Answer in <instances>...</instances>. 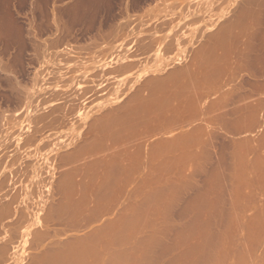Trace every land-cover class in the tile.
I'll return each instance as SVG.
<instances>
[{
  "label": "rangeland",
  "instance_id": "rangeland-1",
  "mask_svg": "<svg viewBox=\"0 0 264 264\" xmlns=\"http://www.w3.org/2000/svg\"><path fill=\"white\" fill-rule=\"evenodd\" d=\"M263 3L0 0V264H264Z\"/></svg>",
  "mask_w": 264,
  "mask_h": 264
},
{
  "label": "bare ground",
  "instance_id": "bare-ground-1",
  "mask_svg": "<svg viewBox=\"0 0 264 264\" xmlns=\"http://www.w3.org/2000/svg\"><path fill=\"white\" fill-rule=\"evenodd\" d=\"M96 1H97V0H96ZM158 3H159V2H158ZM190 3L192 4V2H190ZM175 4H176V3H175ZM263 4H264V3H263ZM172 5H173V4H172ZM177 5H178V4H177ZM246 6H247V5H246ZM256 7H257V6H256ZM155 8H156V7H155ZM166 8L169 9L170 7H166ZM238 8H239V6H238ZM242 8H243V7H242ZM248 8H249V7H248ZM250 8H251V7H250ZM124 9H125V8H124ZM156 9H157V8H156ZM167 9H166V10H167ZM173 9H174V8H173ZM146 10H147V9H146ZM157 10H158V9H157ZM157 10H156V12H157ZM166 10H165V11H166ZM254 10H255V9H254ZM165 11H164V13H165ZM169 11H171V10H169ZM128 12H129V11H128ZM152 12H153V13H152ZM166 12H167V11H166ZM245 12H246V11H245ZM170 13H171V12H170ZM150 14H155V9H154V10L152 9L151 12L149 13V15H150ZM180 14H181V13H180ZM169 15H170V14H169ZM246 15H248V14L246 13ZM118 16H119V15H118ZM158 16H159V15H158ZM187 16H188V15H187ZM198 17H199V16H198ZM212 17H213V16H212ZM129 18H130V17H129ZM183 18H184V17H183ZM238 19H239V18H237V20H238ZM244 19H246V17H244ZM198 20H199V18H198ZM246 20H247V19H246ZM249 21H250V20H249ZM139 22H140V19H139ZM193 22H195V21H193ZM237 22H238V21H237ZM167 24H168V23H167ZM225 24H226V23H225ZM263 24H264V23H263ZM144 25H145V24H144ZM159 25H160V24H159ZM159 25H158V26H159ZM208 25H209V24H208ZM131 26H132V25H131ZM140 26H141V25H140ZM224 26H225V25H224ZM226 26H228V25H226ZM240 26H241V25H240ZM242 26H243V25H242ZM246 26H247V25H246ZM250 26H251V24H250ZM155 27H156V26H155ZM183 27H184V26H183ZM237 27H238V26H237ZM153 28H154V27H153ZM153 28H152V30H153ZM245 28H246V27H245ZM248 28H249V27H248ZM263 28H264V27H263ZM140 29H141V28H140ZM156 29H157V28H156ZM156 29H154V30H156ZM161 29H162V28H161ZM161 29H160V30H161ZM178 29H179V28H178ZM228 29H229V28H228ZM219 30H220V29H219ZM249 30H251V28H250ZM114 31H115V30H114ZM216 31H217V30H216ZM225 31H227V28H226ZM245 31H246V30H245ZM154 32H155V31H154ZM158 32H159V31H157V33H158ZM219 32H220V31H219ZM230 32H231V31H230ZM155 33H156V32H155ZM155 33H153V34H155ZM240 33H241V32H240ZM107 34H108V33H107ZM141 34H142V33H141ZM146 34H147V33H146ZM221 34H222V33H221ZM137 35H138V34H137ZM241 35H242V34H241ZM249 35H250V34H249ZM65 36H66V35H65ZM108 36H109V35H108ZM149 36H150V35H149ZM152 36H153V35H152ZM154 36H155V35H154ZM170 36H171V35H170ZM128 37H129V36H128ZM144 37H145V36H144ZM155 37H156V36H155ZM184 37H185V36H184ZM248 37H249V36H248ZM250 37H251V36H250ZM105 38H106V37H105ZM129 38H130V37H129ZM132 38H133V37H132ZM132 38H131V39H132ZM136 38H137V37H136ZM158 38H159V37H158ZM166 38H167V39H166V42H167V46H168L167 48H168V50H170V49H171V48H170L171 45L168 44L169 41H170V40H168V38H170V37H166ZM180 38H183V37L180 36ZM263 38H264V37H263ZM154 39H155V38H154ZM162 39H163V37H162ZM162 39H160V40H162ZM246 39H247V38H246ZM9 41H10V40H9ZM112 41H113V39H112ZM119 41H120V40H119ZM138 41H139V39H138ZM153 41H154V43H157V44H158L157 41H159V40L156 41V39H155V40H153ZM153 41L151 40V42H153ZM155 41H156V42H155ZM63 42H64V41H63ZM107 42H108V41H107ZM140 42H141V41H140ZM247 42L250 43V41H248V40H247ZM94 43H95V42H94ZM99 43H100V42H99ZM204 43H205V42H204ZM244 43H246V41H245ZM50 44H51V43H50ZM170 44H172V43L170 42ZM174 44H175V43H174ZM178 44H179V43H178ZM178 44H177V45H178ZM154 45H155V44H154ZM154 45H153V43H152V46H154ZM182 45H183V44H182ZM67 46H68V45H67ZM143 46H144V45H143ZM150 46H151V45H150ZM152 46H151V47H152ZM173 46H174V45H173ZM206 46H207V45H206ZM8 47H9V46H8ZM39 47H40V46H39ZM59 47H60V46H59ZM93 47H94V46H93ZM100 47H101V46H100ZM151 47H150V48H151ZM82 48H83V46H82ZM84 48H85V47H84ZM89 48H91V47H89ZM103 48H104V47H103ZM144 48H145V47H144ZM203 48H204V47H203V45H202V49H203ZM48 49H49V48H48ZM80 49H81V48H80ZM80 49H79V50H80ZM85 49H86V48H85ZM91 49H92V48H91ZM98 49H99V48H98ZM101 49H102V48H101ZM101 49H100V51H101ZM124 49H125V48H124ZM155 49H156V48H155ZM79 50H78V51H79ZM81 50H82V49H81ZM87 50H89V49H87ZM109 50H110V48H109ZM127 50H128V49H127ZM143 50H144V49H143ZM178 50H179V49H178ZM71 51H72V50H71ZM100 51H99V54H100ZM170 51H171V50H170ZM197 51H198V50H197ZM82 52H83V50H82ZM84 52H85V51H84ZM101 52L103 53V49H102ZM113 52H114V51H113ZM119 52H120V51H119ZM150 52H151V51H150ZM167 52H168V51H167ZM181 52H183V51H181ZM181 52H180V53H181ZM126 53H127V52H126ZM126 53H125V54H126ZM198 53H200V52L198 51ZM58 54H59V53H58ZM70 54H72V53L70 52ZM84 54H85V53H84ZM86 54H87V53H86ZM93 54H94V53H93ZM96 54H97V53H96ZM196 54H197V53H196ZM41 55H43V54H41ZM41 55H40V56H41ZM48 55H49V54H48ZM113 55H114V54H113ZM141 55H142V54H141ZM198 55H199V54H198ZM198 55H197V56H198ZM9 56H10V55H9ZM56 56H57V55H56ZM59 56H61V54H59ZM59 56H57V58H58ZM63 56H64V57H63ZM63 56L60 57V59H58L59 61L61 60V61H60V64L65 63L64 61H66V60H69L68 55L64 54ZM104 56H105V55H104ZM170 56H171V55H170ZM65 57L68 58V59H66ZM94 57H95V56H94ZM130 57H131V56H130ZM37 58H38V57H37ZM70 58H72V57H70ZM55 59H56V57H55ZM82 59H83V58H82ZM125 59H126V57H125ZM145 59H146V58H145ZM168 59H169V58H168ZM168 59H167V60H168ZM174 59H175V58H174ZM200 59H201V58H200ZM46 60H47V58H46ZM63 60H64V61H63ZM32 61H33V60H32ZM49 61H50V60H49ZM56 61H57V59L55 60V62H56ZM157 61H158V59H157ZM51 62H52V61H51ZM70 62H71V61H70ZM85 62H86V61H85ZM121 62H122V61H121ZM163 62H164V61H163ZM166 62H167V61H166ZM177 62H178V61H177ZM191 62H192V61H191ZM47 63H48V62H47ZM49 63H50V62H49ZM67 63H68V61H67ZM114 63H115V62H114ZM171 63H172V62H171ZM198 63H199V60H198ZM50 64H51V63H50ZM60 64H58L59 66L57 65V67H55L56 65L53 66V68H55V71H57L56 69H57L58 67H59V68H62V69H65V68H63V67H64L63 65H62V67H60ZM116 64H117V63H116ZM199 64H200V63H199ZM44 65H45V64H44ZM130 65H131V64H130ZM132 65H133V64H132ZM132 65H131V66H128V64H127V68L130 67V69H131V68H132ZM201 65H202V64H201ZM201 65H200V66H201ZM105 66H106V65H105ZM51 67H52V66H51ZM65 67H66V66H65ZM90 67H91V66H90ZM92 67H93V66H92ZM189 67H190V66H189ZM189 67H188V68H189ZM59 68H58V69H59ZM77 68L79 69V66H78V65H77ZM77 68L75 67V70H74V66H73V71H71L72 68H71V69L69 68V69H70L69 71H68V68H67L66 70H67L68 72L65 70L64 73H65V74H69L70 72H74V71H75V73H76V71L78 70ZM124 68H125V67H124ZM141 68H142V67H141ZM186 68H187V67H186ZM188 68H187V69H188ZM51 69H52V68H51ZM87 69H88V68H87ZM201 69H202V68H201ZM49 70H50V69H49ZM126 70H127V69H126ZM179 70H180V69H179ZM179 70H178V71H179ZM176 71H177V70H176ZM178 71H177V72H178ZM197 71H198V69L196 70V74H197ZM59 72H60V69H59ZM95 72H96V71H95ZM97 72H98V71H97ZM123 72H124V71H123ZM189 72H190V74H191L193 71L191 70V71H189ZM46 73H47V72H46ZM51 73H52V71H51ZM53 73H54V71H53ZM53 73H52V74H53ZM105 73H106V72H105ZM107 73H108V71H107ZM109 73H110V71H109ZM111 73H112V72H111ZM124 73H125V72H124ZM198 73H199V72H198ZM40 74H41V73H40ZM116 74H117V73H116ZM171 74H172V73H171ZM182 74H183V72H182ZM72 75H73V74H72ZM179 75H180V74H179ZM207 75H208V73H207ZM48 76H49V72H48ZM98 76H99V75H98ZM167 76H168V75H167ZM201 76H202V75H201ZM204 76H205V73H204ZM51 77H52V75H51ZM54 77H55V78H54L55 80L57 79V80H60L61 82H63L62 80H64V79H63L64 74H63V75H60V74L58 73V71H57L56 73H54ZM83 77H84V75H83ZM13 78H14V77H13ZM40 78H41V77H40ZM48 78L50 79V77H48ZM48 78H47V79H48ZM58 78H59V79H58ZM77 78H78V77H77ZM203 78H204V77H203ZM52 79H53V78H52ZM54 79H53V80H54ZM66 79H67V80H66ZM72 79H73V78H70V79L67 78V77L65 78V80H66L67 82L72 81ZM98 79H99V78H98ZM32 80H33V78H32ZM37 80H38V79H37ZM37 80H35L36 83L38 82ZM50 80H51V79H50ZM153 80H154V79H153ZM167 80H168V79H167ZM175 80H176V79H175ZM175 80H171V81L169 80V81H170V82H172V81L176 82ZM205 80H206V79H205ZM11 81H12V80H11ZM107 81H108V80H107ZM154 81H155V80H154ZM169 81H168V83H169ZM39 82H40V80H39ZM88 82H89V81H88ZM128 82H129V81H128ZM146 82H147V81H146ZM150 82H151V81H150ZM152 82H153V81H152ZM179 82H180V81H179ZM50 83H51V82H50ZM54 83H55V82H54ZM71 83H72V82H71ZM130 83H131V82H130ZM148 83H149V81H148ZM154 83H155V82H154ZM18 84H19V83H18ZM38 84H39V83H38ZM38 84H37V85H38ZM43 84H44V83H43ZM56 84H57V83H56ZM146 84H147V83H146ZM161 84H162V82H161ZM175 84H176V83H175ZM193 84H194V83H193ZM32 85H33V84H32ZM32 85H31V87H32ZM124 85H126V84H124ZM147 85H148V84H147ZM149 85H150V84H149ZM53 86H54V85H53ZM192 86H193V85H192ZM149 87H150V86H149ZM77 88H78V87H77ZM96 88H97V87H96ZM130 88H131V87H130ZM141 88H142V87H141ZM141 88H139V90H140ZM20 89H21V88H20ZM26 89H28V88H26ZM150 89H151V88H150ZM185 89H187V88H185ZM189 89H190V88H189ZM94 90H95V89H94ZM97 90H98V89H97ZM18 91H19V90H18ZM186 91H187V90H186ZM190 91H191V90H190ZM190 91H189V92H190ZM193 91H194V90H193ZM150 92H151V90H150ZM182 92H183V90H182ZM182 92H181V93H182ZM187 92H188V91H187ZM25 93H26V92H25ZM25 93H24V94H25ZM54 93H55V91H54ZM58 93H59V92H58ZM58 93H57V94H58ZM68 93H70V92H68ZM57 94H56V95H57ZM78 94H79V93H78ZM78 94H77V95H78ZM184 94H185V93H184ZM20 95H21V93H20ZM29 95H30V94H28V96H29ZM136 95L138 96V94H136ZM178 95H179V94H178ZM59 96H60V94H59ZM141 96H142V95H141ZM169 96H170V95H169ZM174 96H175V94H174ZM174 96H172V97L174 98ZM199 96H200V95H199ZM21 97H22V96H21ZM25 97H26V96H25ZM25 97H24L23 100H25ZM37 97H38V96H37ZM40 97H41V96H40ZM78 97H79V96H78ZM82 97H83V96H82ZM84 97H85V96H84ZM177 97H178V96H177ZM12 98H13V97H12ZM31 98H32V96H31ZM51 98H52V97H51ZM58 98H59V97H58ZM60 98H61V97H60ZM131 98H132V95H131ZM197 98H198V97H197ZM197 98H196V99H197ZM16 99H17V98H16ZM38 99H39V98H38ZM42 99H43V98H42ZM56 99H57V98H56ZM71 99H72V98H71ZM71 99H70V100H71ZM139 99H140V97H139ZM142 99H143V98H142ZM164 99H165V98H164ZM171 99H172V98H171ZM11 100H12V99H11ZM18 100H19V99H18ZM27 100L29 101V98H27ZM27 100H26V101H27ZM36 100H37V99H36ZM26 101H25V102H26ZM28 101H27V102H28ZM46 101H47V100H46ZM46 101H45V102H46ZM132 101H133V99H132ZM30 102H33V101L30 100ZM42 102H43V101H42ZM106 102H107V101H106ZM159 102H160V101L158 100V103H159ZM66 103H67V102H66ZM130 103H131V101H130ZM151 104H152V103H151ZM35 105H36V104H35ZM140 105H141V103H140ZM166 105H167V104H166ZM28 106H29V102H28ZM42 106H43V105H42ZM129 106H130V105H129ZM134 106H135V105H134ZM70 107H71V106H70ZM74 107H75V106H74ZM135 107H136V106H135ZM149 107H150V106H149ZM151 107H152V106H151ZM32 108H33V107H32ZM71 108H72V107H71ZM120 108H121V107H120ZM128 108H129V107H128ZM147 108H148V107H147ZM27 109H28V107H27ZM58 109H59V108H58ZM137 109H138V108H137ZM144 109H145V108H144ZM135 110H136V109H135ZM77 111H78V110H77ZM103 111H104V110H103ZM113 111H114V110H113ZM116 111H117V110H116ZM121 111H122V110H121ZM186 111H187V110H186ZM141 112H142V111H141ZM180 112H181V109H180ZM180 112H179V113H180ZM183 112H184V110H183ZM5 113H6V112H5ZM8 113H9V112H8ZM42 113H43V112H42ZM59 113H60V112H59ZM63 113H64V112H63ZM67 113H68V112H67ZM139 113H140V112H139ZM146 113H147V111H146ZM44 114H45V113H44ZM147 114H148V113H147ZM180 114H181V113H180ZM185 114H186V113H185ZM58 115H59V114H58ZM107 116H108V115H107ZM110 116H111V115H110ZM171 116H172V115H171ZM179 116H180V115H179ZM40 117H41V116H40ZM46 117H47V116H46ZM58 117H59V116H58ZM120 117H121V115H120ZM186 117H187V116H186ZM35 118H36V117H35ZM123 118H124V117H123ZM125 118H126V116H125ZM175 118H176V117H175ZM175 118H174V119H175ZM180 118H181V117H180ZM45 119H46V118H45ZM148 119H149V118H148ZM165 119H166V117H165ZM8 120H10V119H8ZM35 120H36V119H35ZM40 120H41V118H40ZM142 120H143V118H142ZM145 120H146V119H145ZM157 120H158V119H157ZM0 121H1V123H2L3 118H2V120H0ZM66 121H67V120H66ZM128 121H129V119H128ZM169 121H170V120H169ZM176 121H177V120H176ZM187 121H188V120H187ZM5 122H6V121H5ZM172 122L174 123V121H172ZM178 122H179V121H178ZM181 122H183V121H181ZM185 122H186V121H185ZM6 123H7V122H6ZM37 123H38V122H37ZM52 123H53V122H52ZM96 123H97V122H96ZM123 123H124V122H123ZM91 124H92V123H91ZM113 125H114V124H113ZM123 125H124V124H123ZM125 125H126V124H125ZM127 125H128V124H127ZM85 126H86V125H85ZM90 126H91V125H90ZM96 126H97V125H96ZM111 126H112V125H111ZM133 126H134V124H133ZM0 127H1V126H0ZM80 127H81V126H80ZM122 127H123V126H122ZM131 127H132V126H131ZM135 127H136V126H135ZM150 127H151V126H150ZM2 128H3V127H2ZM90 128H91V127H90ZM100 128H101V127H100ZM105 128H106V127H105ZM107 128H108V127H107ZM136 128H137V127H136ZM0 129H1V128H0ZM94 129H96V128H94ZM102 129H103V128H102ZM152 129H153V128H152ZM4 130H5V129H4ZM24 130H25V129H24ZM32 130H33V129H32ZM45 130H46V129H45ZM128 130H129V129H128ZM154 130H155V129H154ZM0 131H1V130H0ZM10 131H11V130H10ZM36 131H37V130H36ZM76 131H77V130H76ZM80 131H81V130H80ZM85 131H86V130H85ZM91 131H92V130H91ZM135 131H136V130H135ZM145 131H146V130H145ZM148 131H149V130H148ZM3 132H4V131H3ZM71 132H72V131H71ZM74 132H75V131H74ZM97 132H98V131H97ZM110 132H111V131H110ZM132 132H134V131L132 130ZM140 132H141V131H140ZM145 133H146V132H144V134H145ZM73 134H74V133H73ZM93 134H94V133H93ZM102 134H104V133H102ZM35 135H36V134H35ZM61 135H62V134H61ZM112 135H113V134H112ZM131 135H132V134H131ZM134 135H135V134H134ZM139 135H140V134H139ZM142 135H143V134H142ZM3 136H4V135H3ZM55 136H56V135H55ZM128 136H129V134H128ZM135 136H136V135H135ZM22 137H23V136H22ZM36 137H37V136H36ZM56 137H57V136H56ZM131 137H132V136H131ZM136 137H137V136H136ZM6 138H7V137H6ZM31 138H32V137H31ZM49 138H50V137H49ZM58 138H59V137H58ZM92 138H94V137H92ZM111 138H112V137H111ZM117 138H118V137H117ZM122 138H123V137H122ZM2 139H3V138H2ZM26 139H27V138H26ZM47 139H48V138H47ZM96 139H97V138H96ZM131 139H132V138H131ZM33 140H35V139H33ZM111 140H112V139H111ZM119 140H120V139H119ZM121 140H122V139H121ZM121 140H120V141H121ZM133 140H135V139H133ZM9 141H10V140H9ZM13 141H14V140H13ZM29 141H30V139H29ZM85 141H86V139H85ZM96 141H97V140H96ZM112 141H113V140H112ZM123 141H124V140H123ZM140 141H141V140H140ZM46 142H47V141H46ZM49 142H50V141H49ZM100 142H101V140H100ZM102 142H104V141H102ZM124 142H125V141H124ZM134 142H137V141H134ZM148 142H149V141H148ZM1 143H2V142H1ZM3 143H4V142H3ZM5 143H6V142H5ZM35 143H36V142H35ZM86 143H87V142H86ZM96 143H97V142H96ZM132 143H133V142H132ZM139 143H140V142H139ZM143 143H144V142H143ZM20 144H21V143H20ZM25 144H26V143H25ZM92 144H93V143H92ZM101 144H102V143H101ZM118 144H119V142H118ZM124 144H125V143H124ZM135 144H136V143H135ZM140 144H141V143H140ZM11 145H12V144H11ZM57 145H58V144H57ZM136 145H137V144H136ZM5 146H6V145H5ZM45 146H46V145H45ZM103 146H104V145H103ZM109 146H110V145H109ZM22 147H23V146H22ZM86 147H87V146H86ZM89 147H90V145H89ZM126 147H127V146H126ZM129 147H131V146L129 145ZM138 147H139V145H138ZM5 148H6V147H5ZM20 148H21V147H20ZM124 148H125V147H124ZM151 148H152V147H151ZM153 148H154V147H153ZM87 149H88V148H87ZM113 149H114V148H113ZM129 149H130V148H129ZM135 149H136V148H135ZM57 150H58V149H57ZM68 150H69V149H68ZM82 150H83V149H82ZM82 150H81V151H82ZM84 150H86V149H84ZM84 150H83V151H84ZM115 150H116V149H115ZM17 151H18V150H17ZM30 151H31V150H30ZM74 151H75V150H74ZM77 151H78V150H77ZM92 151H93V149H92ZM119 151H120V150H119ZM129 151H130V150H129ZM151 151H152V150H151ZM87 152H88V151H87ZM115 152H117V151H115ZM136 152L139 153V151H136ZM56 153H57V152H56ZM66 153H67V152H66ZM102 153H103V152H102ZM113 153H114V152H113ZM111 154H112V153H111ZM140 154H142V153H140ZM47 155H48V154H47ZM62 155H63V154H62ZM73 155H74V153H73ZM113 155H116V154H113ZM118 155H119V154H118ZM122 155H123V154H122ZM138 155H139V154H138ZM142 155H143V154H142ZM32 156H33V155H32ZM74 156H75V155H74ZM126 156H127V155H126ZM128 156H129V155H128ZM128 156H127V157H128ZM145 156H146V155H145ZM66 157H67V156H66ZM120 157H121V156H120ZM127 157H126V158H127ZM140 157H141V156H140ZM109 158H110V157H109ZM111 158H112V156H111ZM115 158H116V157H115ZM117 158H118V157H117ZM142 158H143V157H142ZM62 159H63V158H62ZM123 159H124V158H123ZM131 159H132V157H131L129 160H131ZM135 159H136V158H135ZM138 159H139V157H138ZM151 159H152V158H151ZM19 160H20V158H19ZM50 160H51V159H50ZM59 160H60V159H59ZM141 160H142V159H141ZM141 160H140V161H141ZM110 161H111V160H110ZM127 161H128V160H127ZM133 161H134V160H133ZM131 162H132V161H131ZM135 162H136V161H135ZM149 162H151V160H150ZM12 163H13V162H12ZM65 163H66V162H65ZM118 163H119V162H118ZM121 163H122V162H121ZM145 163H146V162H145ZM165 163H166V162H165ZM3 164H4V163H3ZM113 164H114V163H113ZM149 164H150V163H149ZM27 165H28V164H27ZM39 165H40V164H39ZM78 165H79V164H78ZM114 165H115V164H114ZM116 165H117V164H116ZM136 165H137V164H136ZM6 166H7V165H6ZM18 166H19V165H18ZM29 166H30V164H29ZM74 166H75V165H74ZM79 166H80V165H79ZM122 166H123V165H122ZM138 166H139V165H138ZM138 166H137V167H138ZM0 167H1V166H0ZM80 167H81V166H80ZM118 167H119V166H118ZM130 168H131V167H130ZM10 169H11V168H10ZM10 169H9V170H10ZM12 169H13V168H12ZM32 169H33V168H32ZM39 169H41V168H39ZM44 169H45V168H44ZM82 169H83V168H82ZM29 170H30V169H29ZM135 170H136V168H135ZM18 172H19V171H18ZM78 172L80 173V170H79ZM81 172H82V171H81ZM16 173H17V171H16ZM123 173H124V172H123ZM9 174H10V173H9ZM13 174H14V173H13ZM118 174H119V173H118ZM137 174H138V173H137ZM16 175H17V174H16ZM112 175H113V174H112ZM21 176H22V175H21ZM97 178H98V177H97ZM124 178H125V177H124ZM18 179H19V178H18ZM2 180H3V179H2ZM115 180H116V178H115ZM121 180H122V179H121ZM117 181H118V180H117ZM124 181H125V180H124ZM17 182H18V181H17ZM90 182H91V181H90ZM99 182H100V181H99ZM91 183H92V182H91ZM116 183H117V182H116ZM116 183H115V185H116ZM0 184H1V183H0ZM13 184H15V183H13ZM117 184H118V183H117ZM17 185H18V184H17ZM100 186H101V184H100ZM102 186H103V185H102ZM1 187H2V186H1ZM105 187H106V186H105ZM107 187H108V186H107ZM107 187H106V189H107ZM3 188H4V187H3ZM103 188H104V187H103ZM114 188H115V186H114ZM118 188H119V187H118ZM106 189H105V190H106ZM109 189H110V187H109ZM109 189H108V190H109ZM102 190H104V189H102ZM106 191H107V190H106ZM17 192H18V191H17ZM107 192H108V191H107ZM21 193H22V192H21ZM16 194H17V193H16ZM28 194H29V193H28ZM18 195H19V194H18ZM90 195H91V194H90ZM13 196H14V195H13ZM16 197H19V196H16V195H15V198H16ZM5 198H6V197H5ZM67 199H68V197H67ZM15 200H16V199H15ZM15 200H14V201H15ZM17 200H18V199H17ZM6 201H7V200H6ZM70 202H71V201H70ZM2 203H4V202H2ZM11 203H12V200H11ZM17 203H18V202H17ZM12 204H13V203H12ZM20 204H21V203H20ZM9 205H10V204H9ZM69 205H70V204H69ZM18 206H19V203H18ZM21 207L23 208V206H21ZM0 209H1V207H0ZM3 209H4V208H3ZM5 209H6V206H5ZM19 210H20V209H19ZM20 211H21V210H20ZM17 212H18V211H17ZM24 212H25V211H24ZM38 212H39V211H38ZM22 215H23V214H22ZM0 218H2V217L0 216ZM24 219H25V218H24ZM1 220H2V219H1ZM3 220H4V219H3ZM1 222H2V221H1ZM24 223H25V222H24ZM20 224H21V223H20ZM22 225H23V224H22ZM8 226H9V225H8ZM13 227H14V226H13ZM0 228H1V227H0ZM20 228H21V227H20ZM13 229H14V228H13ZM17 229H18V228H17ZM22 230H23V229H22ZM16 231H17V230H16ZM0 234H1V233H0ZM23 235H24V234H23ZM20 236H21V235H20ZM8 238H9V237H8ZM19 238H20V237H19ZM4 239H5V238H4ZM1 240H2V239H1ZM8 240H9V239H8ZM5 241H6V239H5ZM11 241H12V240H11ZM10 243H12V242H10ZM3 245H4V244H3ZM0 246H1V245H0ZM7 249H8V248H7ZM2 253H3V252H2ZM3 255H5V254H3ZM76 261H77V260H76ZM79 262H80V261H79ZM73 264H74V263H73ZM75 264H76V263H75Z\"/></svg>",
  "mask_w": 264,
  "mask_h": 264
}]
</instances>
